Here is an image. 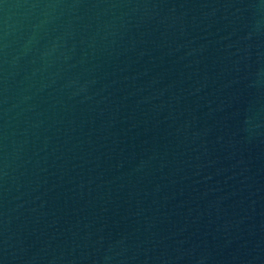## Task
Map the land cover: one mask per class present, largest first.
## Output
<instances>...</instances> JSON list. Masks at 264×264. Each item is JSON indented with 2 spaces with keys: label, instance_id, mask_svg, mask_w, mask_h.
I'll return each mask as SVG.
<instances>
[{
  "label": "water",
  "instance_id": "obj_1",
  "mask_svg": "<svg viewBox=\"0 0 264 264\" xmlns=\"http://www.w3.org/2000/svg\"><path fill=\"white\" fill-rule=\"evenodd\" d=\"M0 264H264V0H0Z\"/></svg>",
  "mask_w": 264,
  "mask_h": 264
}]
</instances>
